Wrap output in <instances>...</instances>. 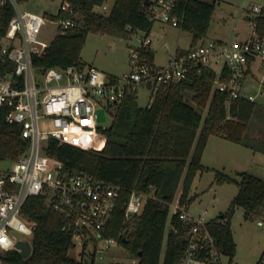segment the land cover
<instances>
[{"label": "trees", "instance_id": "obj_1", "mask_svg": "<svg viewBox=\"0 0 264 264\" xmlns=\"http://www.w3.org/2000/svg\"><path fill=\"white\" fill-rule=\"evenodd\" d=\"M70 1L83 13V23L57 35L42 54L33 57L38 73L85 64L82 51L91 33L129 39L140 31L150 35L155 23L147 0H115L108 14L94 11L103 0ZM217 2L178 0V27L191 34V47L207 38ZM8 20L5 17L4 25ZM256 21L257 34L263 39L264 9ZM186 52L178 50L179 54ZM148 56L156 65L152 48ZM109 76L118 80L115 75ZM216 78L214 69L205 65L194 67L180 82L160 85L145 107L139 104V91L128 93L111 113L112 124L101 129L106 137L101 150L61 143L55 138L48 141L47 154L62 161L65 170L82 169L122 188L105 236L116 238L138 259L137 264H161L162 260L164 264L180 263L189 227L179 214L172 215L164 248L171 204L177 199L180 207L189 210L196 200L192 188L198 173L207 170L202 157L212 135L264 151V140L255 142L260 139L247 133L258 112L257 103L246 97L231 99L227 91L214 88ZM6 115L7 109L0 107V153L17 159L27 149V143L21 137L20 127L10 124ZM238 175L236 179L216 171L219 184L235 183L239 190L228 210L208 223L229 264L237 253L232 229L237 209L245 210L246 219L264 209V179L247 171ZM151 189L155 198L147 201L139 215L127 218L125 204L131 190L149 193ZM23 212L26 219L35 223L32 253L23 258L10 251L4 258L5 264H94L71 255L75 247L72 232L66 228V218L48 204L47 195L30 197ZM262 257L257 264H262Z\"/></svg>", "mask_w": 264, "mask_h": 264}, {"label": "built area", "instance_id": "obj_2", "mask_svg": "<svg viewBox=\"0 0 264 264\" xmlns=\"http://www.w3.org/2000/svg\"><path fill=\"white\" fill-rule=\"evenodd\" d=\"M28 1L0 0V107L7 109L6 120L20 127L21 137L27 143V149L17 159L0 153V264H5L8 252L20 251L19 241L29 242L33 250L35 223L26 219L23 210L30 197L42 194L66 218V228L72 232L80 259L94 264H120L109 254L123 246L116 238L106 237L105 231L122 188L82 169L65 170L62 161L47 154L48 141L55 138L61 143L101 150L106 144L101 131L105 127L99 125L101 109L114 112L128 93L141 88H148L152 99L160 85L178 83L201 65L214 70L220 67L215 89L227 91L231 99L254 100L252 95L245 96L243 90L254 62L259 63L261 82H264V39L256 31V18L264 6L254 3L250 7L249 20L255 31L250 39L231 45L215 40L201 41L188 52L177 53L165 65L150 62L148 52L153 42L150 35L139 37L138 45L131 48L130 69L113 81L108 73L86 63L38 73L33 57L42 54L51 44L40 39L44 27L53 23L57 35L63 34L83 23V13L72 1L59 0L57 11L39 14L25 9ZM147 1L152 20L178 27V0ZM107 2L96 4L94 11L108 10ZM5 17H9L6 25ZM41 119L50 120L51 128L41 129ZM74 128L102 138V147L70 138ZM151 198H155L154 189L149 193L131 190L125 204L126 217L139 215ZM173 203L172 215L179 214L189 227L186 251L179 264H224L222 259L228 257L220 251L217 238L208 227L211 219H207V210L193 214L180 207L177 200ZM173 229L176 230L175 226Z\"/></svg>", "mask_w": 264, "mask_h": 264}, {"label": "rangeland", "instance_id": "obj_3", "mask_svg": "<svg viewBox=\"0 0 264 264\" xmlns=\"http://www.w3.org/2000/svg\"><path fill=\"white\" fill-rule=\"evenodd\" d=\"M114 2L115 0H108V10L102 11L97 8L96 11L101 14H108ZM254 3H262L264 6V0H218L207 38L211 40L212 35L216 33L231 38L237 32L248 31L250 29L249 9ZM59 7V0H29L25 4L26 10L39 14L46 11H57ZM146 35L145 32L140 31L133 34L129 39H123L109 34L91 33L82 51L83 61L105 72L115 74L127 72L130 69L131 48L138 45L139 37ZM56 36V25L48 23L44 27L40 39L46 43H51ZM150 37L153 41L151 48L155 52L157 65H165L170 58L176 55L177 49L187 48L192 43V37L188 31L160 21H155ZM243 94L247 97L252 95L253 101L258 105V112L251 120L247 133L252 137L259 138L260 140H255V142L261 143V140H264V83L250 75L245 82ZM189 100L192 102L191 99ZM138 101L141 106H148L151 102V91L148 88H141ZM207 112L208 107L203 111L204 118ZM113 118V114L106 109H101L99 125L105 128L109 127ZM40 127L45 130L50 129V120L41 119ZM69 137L95 147H102L104 143L102 138L81 128L72 129ZM208 142L207 149L204 151L205 158L202 161L207 170L198 173L194 181L192 192L197 195V198L189 210L198 215L207 210V219H213L228 210L239 190L235 183L219 184L216 181V171L219 170L236 179H239V172L247 171L264 179V151L257 150L254 153L251 148L224 140L218 135L210 137ZM172 214L171 209L164 248ZM260 221L263 222V226L259 225ZM232 224L237 243L234 262L237 264H257L264 253V209L246 219L245 210L239 207L232 219ZM28 239L30 240V238ZM113 250L115 251L109 256L114 261L120 264H135L136 258L132 257L125 248L117 247ZM71 255L79 258V248H74ZM222 262L227 264L228 258H223Z\"/></svg>", "mask_w": 264, "mask_h": 264}, {"label": "crops", "instance_id": "obj_4", "mask_svg": "<svg viewBox=\"0 0 264 264\" xmlns=\"http://www.w3.org/2000/svg\"><path fill=\"white\" fill-rule=\"evenodd\" d=\"M249 11H250V9H249ZM249 23H250V20H249ZM250 25V29L247 31H244L243 33H241V32H237L234 36H232L231 38H229V37H227V36H224V35H220L219 33H216V34H214V35H212V38H211V40L213 39V40H215V41H218V42H220V43H224V44H228V45H231V44H233L235 41H239V42H243V41H246V40H248V39H250L252 36H254L255 35V31H254V28L251 26V24H249ZM264 39V38H263ZM205 40H209V38H206ZM204 40V41H205ZM192 44V43H191ZM191 44H190V46L189 47H187V48H179V49H183V50H188L189 48H191ZM179 49H177V52H176V54L178 53V50ZM92 65V64H91ZM94 66V65H93ZM219 70H220V67L219 66H217L216 68H215V71H216V73H218L219 72ZM106 73H108L109 75H115V76H117V77H120L121 75H123L124 73H122V74H115V73H113V72H106ZM261 75L260 77H259V75ZM250 75H252L253 77H255V78H258V80L261 82V79H262V71H261V69L259 68V63L258 62H254V63H252L251 65H250V67H249V75L247 76V78L250 76ZM247 81V80H246ZM264 83V82H263ZM140 91V90H139ZM212 136H214V135H212ZM211 136V137H212ZM220 138H222V139H224V140H228V139H226V138H224V137H222V136H220ZM228 141H230V140H228ZM233 142V141H232ZM209 143V142H208ZM207 146H208V144H207ZM206 146V147H207ZM249 148V147H248ZM207 149V148H206ZM253 150V149H252ZM254 151V150H253ZM256 151H254V153H255ZM205 153H203V157H202V161H203V159L205 158V155H204ZM203 163V162H202ZM204 165V164H203ZM193 193V192H192ZM260 225V224H259ZM232 226H233V224H232ZM260 226H263V225H260ZM232 229H233V227H232ZM233 234H234V232H233ZM237 244V243H236Z\"/></svg>", "mask_w": 264, "mask_h": 264}, {"label": "water", "instance_id": "obj_5", "mask_svg": "<svg viewBox=\"0 0 264 264\" xmlns=\"http://www.w3.org/2000/svg\"><path fill=\"white\" fill-rule=\"evenodd\" d=\"M17 247L20 249V251L17 250L18 253L23 258H28L31 255V253H32V246H31V244L29 242L19 241L17 243Z\"/></svg>", "mask_w": 264, "mask_h": 264}]
</instances>
